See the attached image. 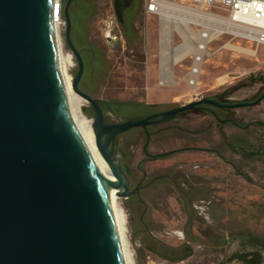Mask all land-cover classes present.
I'll return each mask as SVG.
<instances>
[{
    "label": "rangeland",
    "instance_id": "1",
    "mask_svg": "<svg viewBox=\"0 0 264 264\" xmlns=\"http://www.w3.org/2000/svg\"><path fill=\"white\" fill-rule=\"evenodd\" d=\"M132 1L75 0L71 7V39L85 61L79 87L105 107L108 123L217 95L229 104L262 96L264 44L229 36L211 43L197 89L185 79L193 50L173 65L175 82L161 85L163 20L147 12V0ZM63 18L74 80L80 65ZM172 38L176 47L182 43L176 31ZM211 108L116 138L131 184L132 193L119 204L136 264H264V99ZM83 112L94 126L90 102Z\"/></svg>",
    "mask_w": 264,
    "mask_h": 264
},
{
    "label": "water",
    "instance_id": "2",
    "mask_svg": "<svg viewBox=\"0 0 264 264\" xmlns=\"http://www.w3.org/2000/svg\"><path fill=\"white\" fill-rule=\"evenodd\" d=\"M73 2L64 7L80 65L73 85L92 104L98 147L125 188L120 196L132 191L115 151L118 135L202 104L237 108L264 99L201 98L108 123L100 101L79 87L85 61L71 39ZM55 23V0H0V264H126L111 187L70 116Z\"/></svg>",
    "mask_w": 264,
    "mask_h": 264
},
{
    "label": "built area",
    "instance_id": "3",
    "mask_svg": "<svg viewBox=\"0 0 264 264\" xmlns=\"http://www.w3.org/2000/svg\"><path fill=\"white\" fill-rule=\"evenodd\" d=\"M55 4L56 22L64 23V1L55 0ZM146 8L160 19L168 13L181 21L182 33L176 31L181 44L189 41L194 45L192 63L185 75L192 89L200 85L203 65L215 40L229 36L247 43L264 44V0H147ZM189 32L195 36L188 37ZM159 79L161 85H170L175 82V73L170 75L168 70L160 69Z\"/></svg>",
    "mask_w": 264,
    "mask_h": 264
},
{
    "label": "bare ground",
    "instance_id": "4",
    "mask_svg": "<svg viewBox=\"0 0 264 264\" xmlns=\"http://www.w3.org/2000/svg\"><path fill=\"white\" fill-rule=\"evenodd\" d=\"M162 29H161V47H162V68L164 71L168 70L170 75L173 73V65L183 57H185L189 51L194 49L192 42H185L180 46L176 47L173 44V31L181 30V21L172 18L170 14L166 13L162 17ZM62 21L55 23L56 35L58 39V50L60 65L64 77V82L66 86L67 102L70 112V116L75 123L82 139L86 142L92 156L93 160L100 171L103 178L111 187V198L112 205L114 208V213L118 223V228L121 235L122 245L124 249V255L126 264H136L135 256L131 251V244L128 237V226L126 215L121 208L119 201L122 196L119 193H123L125 188L120 184L118 178L116 177L111 165L104 157L100 151L96 133L92 120L89 119L83 112L84 99L76 90L73 85V77L70 74V69L75 65L74 57L71 53L66 52L63 47L62 37H61V25ZM188 37L192 38L195 35L192 32L187 33ZM235 49H242L232 45ZM254 54L253 51H249Z\"/></svg>",
    "mask_w": 264,
    "mask_h": 264
},
{
    "label": "flooded vegetation",
    "instance_id": "5",
    "mask_svg": "<svg viewBox=\"0 0 264 264\" xmlns=\"http://www.w3.org/2000/svg\"><path fill=\"white\" fill-rule=\"evenodd\" d=\"M132 1V0H131ZM133 2V1H132ZM74 3H75V0H74V2H73V5H74ZM211 106H214V105H208V104H202L201 106H200V108L199 109H202V110H204L205 112H214L213 111V109L211 108ZM149 116V115H148ZM148 126H150V125H148ZM148 126H147V128H148Z\"/></svg>",
    "mask_w": 264,
    "mask_h": 264
},
{
    "label": "trees",
    "instance_id": "6",
    "mask_svg": "<svg viewBox=\"0 0 264 264\" xmlns=\"http://www.w3.org/2000/svg\"><path fill=\"white\" fill-rule=\"evenodd\" d=\"M223 98H224L223 96H221V95H217V97H216L215 99L218 100V101H225V100H222ZM219 99H220V100H219ZM103 109H104L105 114H106L107 111H106L105 107H104ZM181 114H182V113H181ZM216 116H217L218 119L222 120V117H221L220 115H216ZM92 117H94V114H92Z\"/></svg>",
    "mask_w": 264,
    "mask_h": 264
}]
</instances>
